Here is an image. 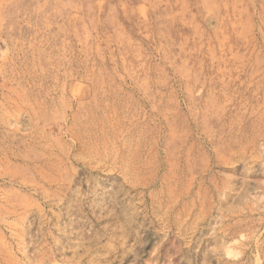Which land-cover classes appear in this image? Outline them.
<instances>
[{
    "label": "rangeland",
    "instance_id": "rangeland-1",
    "mask_svg": "<svg viewBox=\"0 0 264 264\" xmlns=\"http://www.w3.org/2000/svg\"><path fill=\"white\" fill-rule=\"evenodd\" d=\"M0 264H264V0H0Z\"/></svg>",
    "mask_w": 264,
    "mask_h": 264
}]
</instances>
